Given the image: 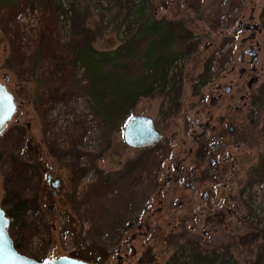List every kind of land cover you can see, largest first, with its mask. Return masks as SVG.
<instances>
[{
	"label": "rangeland",
	"instance_id": "1",
	"mask_svg": "<svg viewBox=\"0 0 264 264\" xmlns=\"http://www.w3.org/2000/svg\"><path fill=\"white\" fill-rule=\"evenodd\" d=\"M48 3L56 10L54 39L65 44L75 36L99 51L125 44L146 19L167 20L177 31L171 46L179 52L168 89L157 86L153 95L139 97L126 120L124 112L113 113L110 125L107 113L93 107L82 67L70 62L76 74L63 85L60 71L68 58L56 59L51 51L42 56L38 36L42 19L52 16ZM16 5L15 19L4 22ZM254 23L257 29H247ZM16 25L29 69L24 73L10 66ZM246 48L260 50L252 64L249 55L241 62ZM134 57L141 65V56ZM210 59L211 77L202 85ZM0 82L17 100L0 135L8 140L0 142V205L18 212L24 202V212L10 216L8 226L21 253L94 264H206L215 256L248 264L264 256V240L240 243L241 235L264 228L258 173L264 169V115L255 105L264 84V0H0ZM70 92L66 101H52ZM132 115L150 116L163 138L144 148L128 146L124 127ZM215 140L220 149L212 164V156L202 160L201 153L213 151ZM181 159L185 170L196 168L194 189L165 180L175 176ZM49 171L62 180L56 196L46 181Z\"/></svg>",
	"mask_w": 264,
	"mask_h": 264
},
{
	"label": "trees",
	"instance_id": "2",
	"mask_svg": "<svg viewBox=\"0 0 264 264\" xmlns=\"http://www.w3.org/2000/svg\"><path fill=\"white\" fill-rule=\"evenodd\" d=\"M46 7H49L52 16H45L43 18L44 20L42 19L43 31L41 30L42 32L38 36V43L43 42L45 45L43 47L45 51H43L42 56L48 57L52 52L56 59L60 58L61 60H66V58H68V60L64 61L60 71L63 85H66L76 74V66H74L75 64L72 66L70 62H77L78 65L82 67L85 72L83 74L89 76L90 82L88 87L93 89V96L95 98V105H93V107L100 110V112L103 110L107 113V115H103V118L110 125H112V120L114 119L112 116L113 113L124 112L125 116L123 119L126 120L127 116L131 114L133 105L139 97L143 95H153L157 86L168 89L167 84L169 82L170 69L177 60L179 52L171 46L174 40L178 41L177 31L170 26L167 20L164 19V21L156 22L153 19H146L143 24L140 25L141 27L138 29L137 33L132 38L126 40L125 44L120 45L115 50L99 51L93 47L90 41L83 46L80 40L75 36L67 43L60 44L57 39L53 38V32L56 30L54 18V15H56L55 7H52V3H48ZM16 8H19V5L12 6L11 9L13 14L6 15L3 18L4 22H9L12 18L15 19L17 14L15 11ZM65 11L67 12V10ZM179 34H181L180 31ZM13 35L12 38H9V41L15 54L10 60V66L16 65L17 72L24 73V71L29 69L24 66L26 56L23 46L19 43L21 40V33L18 25H16ZM56 46H59L58 52L52 50L55 49ZM134 56H141V65L132 61L135 59ZM212 62L213 61L210 59L206 64L205 71L200 81L202 85L206 84L211 77ZM35 64H33L32 67L35 66ZM31 70L33 71V68H31ZM262 87L261 93L255 101V105L262 115H264V84ZM73 93L74 92L67 93L66 96L60 98L56 96L52 101L56 102L59 99L66 101ZM39 100L40 103L46 101L43 96H41ZM96 118L98 117L96 116ZM262 135L264 138V116ZM0 142L4 144L7 143V137L1 136ZM6 149L10 152L9 146ZM15 150L14 148V151L8 154L15 156ZM1 151L0 159H2L3 156ZM3 152H5V149ZM258 173L260 179L264 180V169L263 171L260 169ZM135 181L134 179L132 183ZM150 183L151 185L154 184L152 180L149 181V184ZM18 205L16 206L17 208L20 207L18 212H15L16 208H11L6 211L9 217L20 215L24 212V202L22 201ZM257 239L264 240V228H259L258 225L253 228V230L241 235L240 243L249 244ZM215 258L216 260L206 258V264H238V261L233 256H230L228 260H223L221 256H215ZM220 258L221 261H218ZM177 259L178 257L175 261ZM256 260L258 261L255 262ZM256 260H251L248 264H264V256Z\"/></svg>",
	"mask_w": 264,
	"mask_h": 264
},
{
	"label": "water",
	"instance_id": "3",
	"mask_svg": "<svg viewBox=\"0 0 264 264\" xmlns=\"http://www.w3.org/2000/svg\"><path fill=\"white\" fill-rule=\"evenodd\" d=\"M243 27V22H240L235 34L237 35L239 30ZM257 24H249L247 29H257ZM253 33L250 39L254 38ZM260 50L254 48H246L241 55V62H246V55H249V63H253L258 59ZM246 70L244 68L239 70L240 76H242ZM7 78V75H4ZM254 79H251L248 83L250 87ZM232 87H225V92L230 93ZM220 98L216 96L213 101ZM17 109V100L14 94L7 88V86L0 82V135L6 130L8 123L12 120ZM229 130L234 132V126L230 125ZM163 138V133L158 130L154 120L150 116L146 115H132L125 128H124V141L133 148H144L157 144ZM217 146H215V149ZM51 178V174L48 175ZM59 178L52 180V186L57 193ZM10 218L7 216L5 210L0 205V264H94L92 262L75 258V257H60L54 259L37 260L20 253L14 245V240L9 234L8 226Z\"/></svg>",
	"mask_w": 264,
	"mask_h": 264
},
{
	"label": "flooded vegetation",
	"instance_id": "4",
	"mask_svg": "<svg viewBox=\"0 0 264 264\" xmlns=\"http://www.w3.org/2000/svg\"><path fill=\"white\" fill-rule=\"evenodd\" d=\"M5 75V74H4ZM4 75H3V78H4ZM7 75V74H6ZM4 80H8V75H7V78L5 79L4 78ZM6 85V84H5ZM227 87V86H226ZM232 87V86H231ZM231 91H232V89H231ZM220 99V98H219ZM218 99V100H219ZM217 101V100H216ZM216 101H213V99H212V103H216ZM130 118V117H129ZM129 118H128V120H129ZM128 120L126 121V124H127V122H128ZM126 124H125V126H126ZM230 125H233V124H229V126H228V130H229V127H230ZM125 128V127H124ZM234 131H235V128H234ZM229 132H230V130H229ZM231 133V132H230ZM234 133V132H233ZM3 134V133H2ZM216 142V143H215ZM214 145H213V151H211L210 153H207L206 151H204V153H201V158H202V160H204L205 159V157L206 156H212V158L210 159V163H214L215 162V160H214V158H213V156H214V154H215V152H217V151H219V149H220V145H219V142L217 143V140H215L214 141ZM215 146H217V148L215 149ZM190 152H192V149H190ZM173 162H174V160L172 161V163L170 164V168L172 167V166H174V164H173ZM49 170H51V166H49ZM174 170H175V176L174 177H171V176H166L165 177V180H166V182H168L169 184L170 183H172L173 184V186L174 187H176L177 185L178 186H188L189 188H191V189H194L195 188V183L197 182V180L199 179L198 178V176H195L194 174H196V168L194 167L193 169H191V170H185L184 169V167H183V159H181V160H179L178 162H177V164L174 166ZM49 174H51V178H49L48 177V175ZM55 178H59L60 179V181H59V185H58V189H57V193H58V191H59V189H60V186H61V184H62V180H61V178L60 177H58V176H54L53 174H52V172L51 171H49L48 173H47V175H46V181H47V183H49L50 184V186H51V188L53 189V191H52V193H53V195L54 196H56L57 195V193H55L56 192V190H55V188L52 186V180L53 179H55ZM208 197V195L204 192L203 193V198L205 199V198H207ZM184 206V204L181 202V203H179V204H177V208L178 209H180V208H182ZM3 208V207H2ZM53 206L52 205H50V206H48V209H49V211L50 212H52V210H53ZM4 209V208H3ZM5 210V209H4ZM158 210L159 211H161L162 210V207H159L158 208ZM5 212H6V210H5ZM6 214H7V212H6ZM8 216V215H7ZM9 217V216H8ZM10 218V217H9ZM138 228H141V225H139L138 226ZM147 228H149L148 226H147ZM9 231V230H8ZM10 234V233H9ZM11 236V235H10ZM13 239V238H12ZM131 239H135V236L133 235L132 236V238ZM14 240V239H13ZM14 245H15V247L17 248V250L20 252V250H19V244L16 242V240H14ZM21 253V252H20ZM23 254V253H22ZM25 255V254H24ZM36 259V258H35ZM37 260H39V259H37ZM40 260H43V259H40Z\"/></svg>",
	"mask_w": 264,
	"mask_h": 264
}]
</instances>
